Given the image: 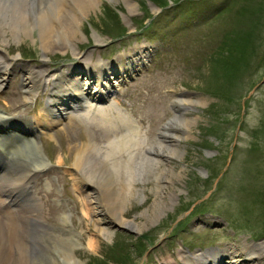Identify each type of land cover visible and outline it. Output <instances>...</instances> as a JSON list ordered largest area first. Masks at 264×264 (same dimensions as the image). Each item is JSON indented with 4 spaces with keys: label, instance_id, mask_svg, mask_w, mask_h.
Wrapping results in <instances>:
<instances>
[{
    "label": "rangeland",
    "instance_id": "374dc122",
    "mask_svg": "<svg viewBox=\"0 0 264 264\" xmlns=\"http://www.w3.org/2000/svg\"><path fill=\"white\" fill-rule=\"evenodd\" d=\"M133 3L136 7L129 12L124 0H97L80 16L74 53L56 48L44 58L35 30L33 37L17 38L3 33L0 26V55L29 71L44 66L46 81L65 67L76 66L72 67L76 72L86 61L91 65L112 60L142 45L145 66L116 82L102 107L118 110L114 100L121 99L124 108L119 110L140 123L144 143L149 132L154 139L160 137V128L175 115L183 112L187 117L166 127L167 141L176 151L162 158L159 167L142 159L143 151L137 155L133 186L119 210L130 228L114 223L106 212L91 215L92 224L83 218L76 198L91 188L75 187L72 175L65 179L68 165L59 166L57 160L65 145L71 144L63 143L58 131L63 129L64 139L80 138L84 125L72 126L67 122L70 116L52 110L51 119L59 123L51 137L38 136L49 175L34 186L38 192L33 189L43 224L58 232L56 218L68 213L69 225L82 242L74 251L84 264H181L180 251L194 259L222 253L221 262L246 264L242 255L234 261L225 255L244 244L257 245L264 257V0ZM94 34L103 41H95ZM239 44L242 51L240 56L234 52V59L233 50L230 54L226 50ZM220 55L223 62H218ZM15 76L21 79L23 73L17 71ZM14 77L8 75L2 84L0 109L11 119L33 118L34 112L25 109L33 108L34 102L24 99L20 81L13 83ZM180 93L192 101L181 106L176 99ZM44 94L34 109L44 108ZM87 132L91 139H103L102 131ZM159 174L164 181L156 180ZM87 224L95 234V250L87 246ZM94 226L105 228L106 233L100 234Z\"/></svg>",
    "mask_w": 264,
    "mask_h": 264
},
{
    "label": "bare ground",
    "instance_id": "6f19581e",
    "mask_svg": "<svg viewBox=\"0 0 264 264\" xmlns=\"http://www.w3.org/2000/svg\"><path fill=\"white\" fill-rule=\"evenodd\" d=\"M96 1L0 0V26L3 33L17 38L32 36L35 30L44 58L56 48L69 49L74 53V39L81 14L95 6ZM124 1L128 11H133L136 7L133 0ZM123 17L127 18L126 15ZM94 40L103 41L97 34H94ZM145 52L142 45H137L128 52L116 55L114 65H110L113 79L119 82L136 68H142L146 61ZM90 63L86 61L84 68L76 70L79 75L72 71V67L76 66H70L55 75L54 79L46 81L44 78L48 72L44 66L38 72L29 71L26 66L16 65L15 60L6 54L0 55V90L7 76L14 77L19 71L23 77L15 76L13 83L19 80L24 99L34 102L33 108L24 107L26 111L34 112L33 118L20 115L9 119L0 112V264H84L74 251L82 242L69 225L68 213L61 212L56 218L60 229L54 232L43 224L45 219L42 221L38 214L40 203L33 193V189L38 192L34 186L42 184V177L49 175L38 136L51 137L52 128L59 123L51 119L54 118L52 110L70 116L67 122L72 126L73 123L84 125L85 133L80 138L68 136L64 139L63 129L58 131L61 141L71 144L65 145L57 165H68L64 177L68 180L67 176L72 175L75 187L90 186L89 193L76 198L83 218L90 224L93 223L91 215L106 212L114 223L132 228L130 222L121 219L122 215L119 217V210L133 186L137 155L143 151L142 159L161 165L162 158L175 154L176 149L167 141L169 134L165 130H169L166 127L175 119L186 117L183 112L160 128V137L154 139L149 132L144 143L139 137L140 123L131 114L121 111L124 108L121 99L114 100L121 110H114L111 105L102 107V101L111 89L107 64L98 60L92 66ZM43 92L44 108L34 109ZM74 95L76 100H73ZM176 99L181 106L192 101L182 93ZM88 130L104 132L103 139H91ZM156 180L164 181L165 177L159 174ZM45 182L49 184V180ZM86 226L90 235L87 246L95 250V234L90 233L92 229L88 224ZM105 230L99 226L95 228L100 234H105ZM225 255L232 261L235 256L242 255L244 260L241 261L246 264H264V257L255 244L235 246L231 253ZM223 256L222 253H213L194 259L182 251L178 254L181 264H227L226 260L221 262Z\"/></svg>",
    "mask_w": 264,
    "mask_h": 264
},
{
    "label": "trees",
    "instance_id": "16d2710c",
    "mask_svg": "<svg viewBox=\"0 0 264 264\" xmlns=\"http://www.w3.org/2000/svg\"><path fill=\"white\" fill-rule=\"evenodd\" d=\"M232 46H233V47H232ZM240 49H241V44H239L238 46L229 45L228 48H227V50H226V53L229 52V54H230L231 51L233 50V52H232L231 54H232V58H234V52H236V53L238 54L237 56H240L241 51H242V50H240ZM234 59H235V58H234ZM234 59H229V62H232ZM221 60H222V62L224 61V58H223L222 55H220V59H219L218 62H220ZM223 70L225 71V68H224V67H223ZM209 114H210L212 117L216 118L215 115H213L212 110L209 111ZM211 132H212V131H211Z\"/></svg>",
    "mask_w": 264,
    "mask_h": 264
}]
</instances>
